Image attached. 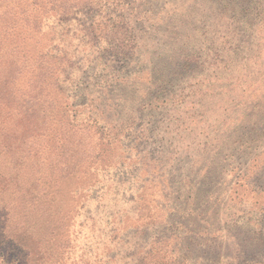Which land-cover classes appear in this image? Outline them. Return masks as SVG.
<instances>
[{
	"label": "rangeland",
	"instance_id": "374dc122",
	"mask_svg": "<svg viewBox=\"0 0 264 264\" xmlns=\"http://www.w3.org/2000/svg\"><path fill=\"white\" fill-rule=\"evenodd\" d=\"M8 224L34 264H264V0H0Z\"/></svg>",
	"mask_w": 264,
	"mask_h": 264
},
{
	"label": "trees",
	"instance_id": "16d2710c",
	"mask_svg": "<svg viewBox=\"0 0 264 264\" xmlns=\"http://www.w3.org/2000/svg\"><path fill=\"white\" fill-rule=\"evenodd\" d=\"M124 22L125 21L123 19H119L116 23L111 24L112 26L115 24L120 26L117 28L113 27L112 30H109L107 35H104V39L102 40L104 45L102 46L100 53L111 51L113 56H120L122 58L126 57V48L129 45L126 34L130 33L131 29L129 30V28L124 25ZM7 229L11 230L12 232L14 230H18L14 229L13 226H10V224L7 225ZM23 230H26V228ZM12 232L6 234L5 237L0 240V246H2L3 251L5 252V257L8 258V263L34 264V257L37 255V258H40L42 254L41 249L37 247V242L33 239L34 243L36 244L35 246L30 235L24 234L25 236H17V233L20 231L16 233ZM158 250V242H146L143 258L138 260L137 264H160L159 260L154 259L156 257L155 255L158 253Z\"/></svg>",
	"mask_w": 264,
	"mask_h": 264
}]
</instances>
